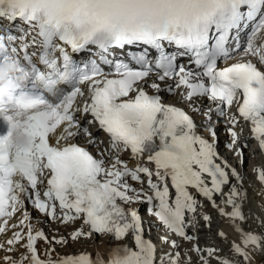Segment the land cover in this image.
<instances>
[{
    "label": "snow or ice",
    "instance_id": "1",
    "mask_svg": "<svg viewBox=\"0 0 264 264\" xmlns=\"http://www.w3.org/2000/svg\"><path fill=\"white\" fill-rule=\"evenodd\" d=\"M80 53L89 58L78 62L74 54ZM180 57L200 71L178 64ZM229 60L235 62L219 66ZM153 75L175 80L190 104L213 102L221 117L235 106L229 149L243 155L241 147H247L239 145L235 130L242 119L264 152V0H0V236L11 231L0 250L24 249L18 257L0 256L2 264H182L177 241L161 237L173 251L158 254L130 205L146 202L170 233L193 242L198 238L187 228L199 224L202 205L192 190L240 237L227 256L193 243L199 264H254L256 253L264 255V217H256L259 232L242 227L249 219L247 193L232 183L242 184V178L215 146L213 108L203 113L210 141L182 108L145 90L141 82ZM149 86L161 89L155 80ZM85 125L102 130L107 146L101 148L104 141ZM122 152L146 157L154 167L130 168ZM256 172L264 185V168ZM29 201L51 221H81L72 241L107 236L121 243L106 255L52 258V245L68 240L35 229ZM202 219L210 228L212 217ZM129 235L134 248L124 242ZM218 235L226 239L223 231ZM40 240L50 245L46 258L38 251ZM183 264H192L191 257Z\"/></svg>",
    "mask_w": 264,
    "mask_h": 264
},
{
    "label": "bare ground",
    "instance_id": "2",
    "mask_svg": "<svg viewBox=\"0 0 264 264\" xmlns=\"http://www.w3.org/2000/svg\"><path fill=\"white\" fill-rule=\"evenodd\" d=\"M166 90L167 88L162 86V89L159 91L161 92V94H163L165 102L171 105L174 104L181 107H185L195 118L196 125L198 126V133L211 141L212 137L209 136L208 133L205 131V129L208 127V121L207 118L203 115V113L207 111L208 108H213L215 104L205 98L196 99L194 104H190L184 99V94H181L180 89L174 88V93L172 95L164 94ZM194 108H198L200 109V111H194ZM225 112L226 115L221 118L213 108L212 121L215 125L217 133L219 134L215 141V146L219 154L224 159H226L232 167L237 170V172L242 178V184L237 182L235 178H232V183L237 184V186L240 187L242 191H245L247 193V201L244 204L243 210L245 215L248 216L249 219L242 224V227H244L246 231L255 230L259 232L261 231V229L258 227L256 217H264V185H262L258 181L256 169L264 168V161L259 155L256 154L254 147H250L252 139L250 135L246 132L244 128V123L240 120L239 124L236 126L235 129L238 130L240 134L239 144L241 146L247 145V147H242L245 151L244 161H246L247 159L249 160L248 170H245V168L242 167L239 156L234 155L235 151L229 149L232 137L227 134L228 128L225 127V124H231L229 117L231 115L236 114V110L233 108H226ZM93 127L94 126H91V128ZM84 143H86V139L84 140ZM138 163L145 165L148 164L146 157L141 159L133 158L130 162V164L134 166H136ZM130 183L132 185H135L132 181H130ZM135 187L140 188L137 186ZM144 190L146 192H150L147 187H144ZM215 198L217 200V203H221V197L216 196ZM198 201L202 205V207L198 208L197 210L199 213V215L197 216L199 224L196 227H190V229H192V233L190 234L198 238L196 241L193 242H197L202 249L212 246L220 249L221 255H229L230 244L233 241L237 243L240 242L239 234L235 231L230 221H228L225 217L219 215L217 209L213 208L211 205H207L206 207H204V205L208 203L206 199H199ZM221 206L223 205L221 204ZM130 207L136 210H143L146 207V204L135 203L130 205ZM27 211L30 214L31 223L35 229H42L50 239L53 236L57 238L63 236L68 240V243L64 245H52V247H55V252L52 253V258L77 255L81 252H88L90 254H93V256L97 252L106 255L109 252L110 247L116 246L121 243L119 241H112L110 237L107 236H98L97 239H95V237L91 239L81 238L78 241H72L70 239L71 233L81 227V221L78 220L76 222L61 224L59 221H49L46 216L36 214L35 211L31 208H28ZM226 211H230V208L226 209ZM142 213V222L145 230V238L152 240L154 243L156 241L155 245L157 246L158 254L165 251H173L170 245L166 243H164L161 248L158 247V243H162L161 237L166 236V228L162 226V223L154 215L150 214L149 210L148 212L143 211ZM203 214H208L212 217L210 228L203 221ZM188 217H191L190 213ZM221 231L226 234V239L218 235V233ZM10 236L11 231L6 236H0V242L5 241ZM173 239L176 240L177 244L179 245V247L174 251H179L181 253L182 264L188 256L191 257L192 264H199L197 254H193L190 251L189 241L177 237H174ZM124 242L127 243L126 241ZM49 247L50 245L44 242L43 240L37 242V248L42 258H46L44 256V253L47 249H49ZM23 251V248L19 249V252ZM19 252L6 253L5 251L0 250V256L13 255L14 257H18ZM0 264H2V261H0ZM254 264H264V255L256 253L254 256Z\"/></svg>",
    "mask_w": 264,
    "mask_h": 264
},
{
    "label": "rangeland",
    "instance_id": "3",
    "mask_svg": "<svg viewBox=\"0 0 264 264\" xmlns=\"http://www.w3.org/2000/svg\"><path fill=\"white\" fill-rule=\"evenodd\" d=\"M212 247V246H211Z\"/></svg>",
    "mask_w": 264,
    "mask_h": 264
}]
</instances>
